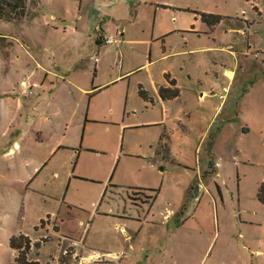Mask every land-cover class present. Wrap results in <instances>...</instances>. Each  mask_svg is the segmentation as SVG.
<instances>
[{"label": "rangeland", "instance_id": "374dc122", "mask_svg": "<svg viewBox=\"0 0 264 264\" xmlns=\"http://www.w3.org/2000/svg\"><path fill=\"white\" fill-rule=\"evenodd\" d=\"M104 2L26 0L23 16L12 21L0 19V65L10 67L8 63L17 60L19 51L29 58L25 47L36 53L45 44L56 74L49 82L52 87H57L64 75H78L87 81L92 77L95 56L106 66L100 73L102 77L109 76L117 64L124 63L128 68L130 63H143L145 46L123 40H136L143 30L151 38L156 16L155 35L160 33L159 21L164 27L199 31L185 34L190 47L207 46L212 41L206 33L209 28L196 16L198 12L219 14L222 20L215 26V96L200 100L195 84L198 79L190 81L187 73L196 78L199 69H210L206 64L209 55L200 61L201 68L197 61L193 65L191 55L180 57L186 60L187 67L182 73L177 68L182 98L171 107L175 120L131 130L128 142L133 146L129 150L138 152V144L159 130V135L169 138L172 159L163 161L170 159V154L159 147L155 160L163 162L156 170L143 168L137 156L119 162L116 180L123 185L124 203L114 214L129 221L109 218L83 236L82 227L76 226L77 248L86 256L91 254L83 263L264 264V204L257 198L264 176V0H129L135 7L136 21L116 22L113 33L123 31L124 36L118 35V44L99 48L97 34L106 22L101 13ZM158 4L170 8H159L156 14ZM173 15L176 25L172 24ZM248 19L254 23L248 25ZM162 40L157 37L154 49L162 47ZM176 45L185 46V41L180 37ZM226 69L235 71L230 84L227 75L220 76ZM136 78L137 75L126 80L118 96L120 109L124 111L129 105L130 110L123 115L125 120L136 123L161 119L164 113L159 104L146 109L132 93ZM220 104L215 128L208 129V114ZM133 108L137 110L132 112ZM5 147L0 131V156ZM1 159L0 264H13L14 253L5 234L14 225L18 189L4 179ZM134 190L146 192L133 193ZM128 192L139 197L135 198L138 206L131 204ZM78 213L75 210L72 215L77 223ZM122 227L130 233L129 239L124 238ZM29 230L36 236L33 227ZM64 248L73 249L66 245ZM35 251L29 257L37 258L40 264L71 261L67 255L61 257L55 241L43 244L38 254Z\"/></svg>", "mask_w": 264, "mask_h": 264}, {"label": "crops", "instance_id": "0c3cea01", "mask_svg": "<svg viewBox=\"0 0 264 264\" xmlns=\"http://www.w3.org/2000/svg\"><path fill=\"white\" fill-rule=\"evenodd\" d=\"M103 4L101 13L106 18V22L100 26L101 32L97 34L99 48L118 44L117 37L124 36V32H119L115 28L114 34L112 26L117 27L116 22L134 20L136 17L135 7L129 3V0H105ZM159 8L168 9L170 6L156 5V14ZM254 10L260 13L257 6ZM196 16L202 20L199 14ZM246 21L248 25L254 23V20ZM202 22L209 28L206 33L212 38L211 44L190 47L185 34H188L187 32L198 34L199 31L168 28L159 21L160 33L155 35L156 16V29L154 28L151 38L143 30L140 38L133 41L123 40L124 43L145 46L143 63L133 62L128 68H124V63L117 64L116 68H111L109 76L102 77L100 73L106 70V66L95 56V66L91 70L92 77L87 81H82L78 75L67 77L64 75L60 76L62 81L57 87L55 85L52 87L49 82L51 76L56 74L47 53L50 50L48 51L45 44H41L36 53L30 47H25L29 58L23 57L19 51V54L15 55L17 60L8 63L10 67L0 65L2 113L0 131L6 146L0 158H2L4 179L10 180L18 189L13 208L14 225L5 234L14 258L16 252L9 245L10 238L15 234L23 233L33 242L49 237L51 241L57 242L61 257L67 255L71 258L69 264H85L83 261L91 254L86 256L77 248L76 226L82 227L83 236L100 228L109 218L129 221L122 219L119 214H114L124 203L121 193L123 185L118 184L120 182L116 180L118 165L123 158L137 156L143 168L156 170L158 164L172 159L169 138L166 135H159V130L155 131V135L153 132L149 139H144L138 144V152H131L129 149L133 146L128 142L131 130L160 126L175 120L171 115V107L182 98L181 78L177 74V68H180L182 73L187 67L186 60L180 57L191 55L193 65L195 66L197 61V67L201 68L200 61L205 60L209 55L210 61L206 64L210 69H199L196 78H193L189 71L187 73L190 81L198 79L195 84L199 90L200 100L215 96V26L219 23L209 26L203 20ZM172 24H177L175 15L172 16ZM108 35L114 36L116 42L104 44L102 37ZM157 37L163 39L160 49H154ZM180 37L185 41V46L176 45ZM20 70H23V74L15 78L14 75ZM31 71L42 82V89L39 95L27 98L20 94L18 81L26 72ZM222 71L220 76L227 75L230 84L235 71L230 69ZM141 72H145V75H140L142 77L138 75ZM135 75H137L136 86L132 93L146 109L159 104L164 113L161 119L136 123L125 120L123 115L130 110L129 105L126 104L124 111L120 109L118 96L123 88L122 84ZM167 76L170 80H175V86H171ZM162 86L178 88L179 96L163 99L159 92ZM129 89L130 87L128 91ZM140 89L147 92L148 100L140 95ZM220 107L221 104L215 111L214 105L208 114L210 117L208 129L215 128V114ZM136 110L133 108L132 112ZM243 129L246 132L248 130L247 127ZM164 142L169 146L170 159L157 161L155 160L157 149ZM181 163L179 164L182 165ZM263 179L264 176L262 181ZM145 192V190L133 191L140 194ZM127 196L128 199H132L131 204L139 205L138 196H131L129 192ZM75 210L79 211L78 223L72 219ZM42 220L45 221L44 225L39 226ZM31 227L34 228L36 236L31 234L29 230ZM123 233L125 239L131 237L127 230ZM64 245L72 246L73 249L68 251ZM30 259L37 260L33 257ZM61 263L68 264L62 261Z\"/></svg>", "mask_w": 264, "mask_h": 264}, {"label": "trees", "instance_id": "16d2710c", "mask_svg": "<svg viewBox=\"0 0 264 264\" xmlns=\"http://www.w3.org/2000/svg\"><path fill=\"white\" fill-rule=\"evenodd\" d=\"M253 1V0H246ZM165 7V5H162ZM256 9V6H254ZM26 12V0H0V19H4L7 21L16 20L20 16H23ZM134 13V11H133ZM204 22H206L209 26H214L222 20V16L219 14L207 13V12H198ZM167 80L171 84V86H175V80H170L169 76H167ZM140 95L148 100L149 96L146 91L140 89ZM160 96L163 99H172L179 96L180 91L178 88L171 87H160L159 89ZM160 147L163 149H167L169 152V146L166 142L161 143ZM165 160V159H164ZM257 198L259 202L264 204V179L261 182L258 191ZM44 220L41 221L40 225L44 224ZM56 230V227H54ZM50 239L41 238L37 241H32V239L23 233L15 234L10 238V247L16 252L13 264H40L37 260H31L29 255L32 250H36V254H38V250L41 248L43 244L48 242ZM63 262V260H62Z\"/></svg>", "mask_w": 264, "mask_h": 264}, {"label": "built area", "instance_id": "2783aa9c", "mask_svg": "<svg viewBox=\"0 0 264 264\" xmlns=\"http://www.w3.org/2000/svg\"><path fill=\"white\" fill-rule=\"evenodd\" d=\"M102 39L104 44H112L116 42V38L112 35L104 36ZM96 61H98V58H96ZM18 89L20 94L24 97H35L39 95L42 89V82L35 77L33 71L26 72L18 81ZM123 232H125L124 229Z\"/></svg>", "mask_w": 264, "mask_h": 264}, {"label": "bare ground", "instance_id": "6f19581e", "mask_svg": "<svg viewBox=\"0 0 264 264\" xmlns=\"http://www.w3.org/2000/svg\"><path fill=\"white\" fill-rule=\"evenodd\" d=\"M231 75V74H230Z\"/></svg>", "mask_w": 264, "mask_h": 264}]
</instances>
